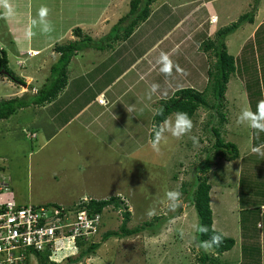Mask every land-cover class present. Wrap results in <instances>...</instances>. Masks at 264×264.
Masks as SVG:
<instances>
[{
	"label": "rangeland",
	"instance_id": "1",
	"mask_svg": "<svg viewBox=\"0 0 264 264\" xmlns=\"http://www.w3.org/2000/svg\"><path fill=\"white\" fill-rule=\"evenodd\" d=\"M30 1L33 7L31 11L34 16H37L34 8L35 0ZM129 1L45 0L41 5L46 6L44 3H47L48 14L49 9H52L54 15L52 14L50 19L53 25H56V33H60L59 30L63 33L70 25H74L75 19H78L77 16L85 20L86 18L89 20L90 17L92 20L100 19L101 16H98L103 8L108 23H116L119 17L128 11ZM161 1L159 0L157 5ZM202 1L205 0H169L173 7H171L172 12L168 15L170 17L166 24H171V26L170 28L164 26L163 30L159 26H154L153 32L162 31L159 36L166 38L174 21H181V23L177 26L175 33L170 34V39L160 43L159 48L146 59V63L147 65L154 63L160 49L167 53L174 64L183 69V72L177 73L174 70L172 76L166 77L160 72L159 66L148 73L144 81L130 77L131 79L127 81L130 85L129 89L123 83L116 85L114 91L121 92L123 102L128 105L127 114L129 116H124L120 119V124H115L120 129L115 127L112 135L106 132L105 135L103 132L100 133L104 137L105 155L101 151L104 149L102 145H93L91 153H88L87 143L93 140H87V135H82L80 141L76 139L71 141L70 130L56 132L57 127L68 119L69 115L77 111L82 103L73 101L68 104L67 110L66 106L64 107L66 111L64 109L60 111L58 107L49 105L43 108L30 105L19 109L9 118L0 120V156L4 160L3 177L17 203L45 207L47 203L54 202L60 206L57 208L64 211L67 206L78 200L120 196L131 213L127 222L128 228L141 225L159 216L154 234L151 232L153 230L146 228L134 235L113 236L102 241V234L107 230L118 229L122 221L119 209L112 206L105 208L98 223L97 233L88 242V244L100 242V246L95 253L72 264H201L198 256L201 251L205 250L199 247L195 238L198 219L191 204V186L195 176L201 174L199 167L207 151L212 150L210 152L213 153L212 145L215 142V135L211 127H218V115H212L209 109L199 108L192 119L191 132L182 138H175L165 133L166 138L161 141L159 152L151 148V140L154 137L153 114L162 98H169L179 88L192 87L202 91L207 84L208 59L198 46L202 38V35L199 36L200 33L203 32L205 36L207 31H211L212 10L207 2ZM218 1H226L229 4L225 2L218 7ZM89 5H92V10L88 8L91 12H86V7ZM212 6L220 16V19L215 16L217 20L215 29L235 21L240 14L254 8H256L254 24L264 20V0H217L212 3ZM152 22L154 23V20ZM74 27L76 26L74 25L69 31L72 32ZM252 27V23H243V26L227 38V50L235 57L238 72L236 79L231 77L227 84L225 93L228 100L225 110L227 121L219 128L220 137L225 142L230 141L238 147L241 160L225 161L224 158H216L212 164L215 155L209 152L212 165L210 164L211 169L207 171V176L211 186L212 225L215 227L213 229L217 228V231L226 237H228L225 235L226 232L220 229L229 231V227L225 229V223H230L232 216L237 224L238 219L243 220L249 213H252L248 219L257 218L258 223L262 222V229H264V217L262 214L259 216L260 204L254 203L253 198L249 196L253 193L251 188L261 189L259 199L264 196L261 186L263 181L258 177V174H263L264 155L251 151L252 134L256 131L246 124L236 122L241 108L250 107L252 111H255L257 102L264 99V53L261 54L264 41L259 40L260 48L252 50L251 41L253 40L250 37ZM199 28L198 40L193 39L194 32ZM93 29L99 31L101 27L94 26ZM182 31H187L190 35L181 39ZM89 35L92 36L90 33ZM61 40L63 44L69 41L66 34ZM114 43L115 41L110 42L111 45ZM39 46H41V41L32 44V47ZM135 46V51L138 50L139 54L140 49L148 46V42H143L139 48L136 41ZM24 51L27 53L26 50ZM50 54L51 51L46 50L40 55L22 57L24 61L21 64L25 68L17 64L16 56L8 57L9 67L17 75L23 77L26 85L16 86L14 82L0 74V99L20 95L24 91L31 93L27 84H30V87H40L44 83V76L49 73V66L42 65V61L43 58L48 61ZM92 54L91 52L84 53L82 59L79 60V65L73 62L70 69L68 68V76L77 75L80 71L84 73L90 71L86 66L90 64L88 60L94 57ZM71 66H73L72 69ZM153 84L159 85V89L150 95V88ZM87 93L89 91L85 94ZM94 93L96 92H92L93 96ZM99 98L98 102L100 100L105 103L103 96ZM126 105L122 107L125 109ZM129 105H136L134 107L136 109H130ZM50 107L55 111L50 112ZM105 118L109 121V117L105 115ZM128 130L136 134L137 138L130 140L127 135L123 134V131L127 133ZM32 131L36 133L32 135ZM260 133L262 135L263 132ZM190 136L197 138L195 144L189 138ZM114 148L122 154L116 153L115 155ZM261 152H264V147ZM241 164H243L242 180L239 179ZM250 173H253L257 180L254 183L247 181L246 174ZM81 178L87 182L84 184ZM169 190H179L182 193V205L175 211H170L167 207L165 193ZM150 207L156 210V214L151 218L145 215ZM64 212H69L66 215L69 220L73 212L69 209ZM164 217L168 219L165 220ZM248 222L252 225L256 235L259 230L254 228L253 220ZM88 244L83 247L85 248ZM64 245L69 247L59 254L46 249L40 252L39 256L45 254L48 260L64 264L67 256H77L81 249L77 241L75 247L71 243ZM232 248L224 252L226 257L220 256L223 264H236L237 250ZM206 252L210 253L212 250ZM247 257L248 255L244 258L240 257V261ZM33 263L40 264L37 260Z\"/></svg>",
	"mask_w": 264,
	"mask_h": 264
},
{
	"label": "crops",
	"instance_id": "2",
	"mask_svg": "<svg viewBox=\"0 0 264 264\" xmlns=\"http://www.w3.org/2000/svg\"><path fill=\"white\" fill-rule=\"evenodd\" d=\"M43 1L45 0H35L36 5L34 6V8L37 16H34L31 11L33 10V7L30 0H12V4L15 8V15L12 18H7L6 16H4L3 9H0V47L5 49L8 57L16 56L17 64L21 67H23V64H21V62L24 61L22 57L28 55H40L44 53L46 50H50L51 51L50 59L46 61L43 58L42 61V65L47 64L50 68V65L54 61H56L58 57V54L52 49V47L55 44H63L62 42L63 40L61 39L65 34L67 35L69 41L75 39V37L72 35V32L69 31L74 25L80 27L82 31L87 32L88 34L89 33L92 34L93 38H99L105 35L108 32L110 26L114 24V22L112 24L108 23L106 14L103 13V10H105L103 8V10H101V13L98 16V17L101 16L100 19L97 18L96 20H92V17H90L89 20H87V18L85 20L83 18H80V16H77L78 19H75L74 25H70L68 29L63 33L61 30H59L60 33H56V25H53V22L51 21L52 19H50V16H53L54 13L50 8L49 9L50 13L47 15L46 19L51 24L53 30L51 32L45 33L43 31L45 27V21H41V19L38 16V12L41 7L48 8L47 3H44L46 4V6L41 5ZM216 1L217 0H205L202 2H207L210 5L212 10V15L210 16H217V19L218 18L220 19V16L215 11L214 6H212V3ZM225 2L226 1L224 2L218 1L217 4L218 7L223 5ZM110 3L113 4L112 1H110ZM171 5L173 4L169 3V0H162L158 5L154 4L155 7L154 9L151 10V14L147 18V20L141 25H139L137 28H135V30L131 33V35L125 40L123 39L117 40L115 41L114 45L112 44L110 47H106L104 50L87 49L77 53L75 56L72 57L68 65L69 69H70V65L73 62L78 65L80 64L79 60L82 59L84 53L91 52L93 53L92 55H94L93 58L88 60L90 64L86 66V68H89L90 71H86L85 73L80 71L77 75H74L72 77L68 76L65 88L59 93L57 98L52 103L47 104L52 107L54 106L55 108L58 107L61 111L64 109L65 106H66L65 109L67 110L68 104L73 101H75L76 103H82L81 107L77 111H75L72 115H69L68 119L63 121L57 127L56 130L57 133L65 132V130L67 129L70 130L71 141H74V139L80 141L82 140L81 138L82 135L84 136L87 135L86 137L87 140H93L87 143V151L89 154L91 153V147L93 145L95 146L102 145L103 147L105 146L104 137L103 135H100V133L103 132V134L105 135L106 132V133H111L112 135V130L115 129V127H117L116 125L120 124L119 123L120 119L121 118L123 119L124 116H129V114H127L128 105H126L125 102H123L122 100L123 97L121 95V92L114 91L116 85H118L119 83H123L124 85H126L127 89H129L130 85L127 83L128 79H131L133 77L135 79H142V81H144L148 73H150L152 70H156V68H159L160 65L157 64L156 61L160 53L162 52L160 49H159L158 57L156 58L154 63L147 65L146 59L155 50L159 48V45L162 41L166 39H170L169 37L170 34L175 33V31L177 30V26H179L181 23V21L179 22L177 21L174 27L169 29L168 31L169 35L166 36V38H163L164 36L162 37L159 36L161 35L162 31L160 33L153 32L152 29L154 26H159V28L162 26L161 28H163V26L166 25L165 21L170 17L168 15L172 12L171 7L173 6ZM91 6L92 5L86 7V12L89 9L92 10ZM26 14H27V18H25ZM33 20H35V24L32 23ZM152 20H154V23L152 22ZM216 22L210 24L211 31L209 32L207 31L205 36L212 35L215 32V30L219 28L216 27L215 29ZM252 24L253 27L250 37H252L251 39L253 40L251 41V44L253 45L252 50L255 51L256 49L260 48L258 43L260 41L261 42L264 41V20L256 24H254L253 22ZM94 26H100L101 30L94 31L93 29ZM200 28L197 30V32L200 30ZM150 31L151 34H149ZM187 36L189 35H186L181 39H184ZM255 36H257V38H255ZM40 41H41V46L32 47L33 42H40ZM136 41L138 42L139 48L143 42L145 41L148 42V46L146 48L140 49L141 52L139 54L137 53L138 50L135 51ZM227 42L228 39L226 43ZM262 47L263 50L261 49L262 50L261 54L264 53V44ZM24 50H26L27 53H25ZM250 55L252 56L251 53ZM252 57L256 59L255 56ZM73 66H71V69L73 68ZM237 72L238 71L236 67L235 75L233 76V78L235 77V79ZM47 75L48 73L44 76V80L47 77ZM79 80H80V84H78ZM27 85H29L28 86L29 88L30 84ZM35 89L36 88L32 86L31 92H33ZM87 91H89V93L85 94ZM93 91L96 92L94 93V96L92 94ZM100 96L104 97L105 104H101L97 101ZM124 105H126L125 109L122 107ZM135 106L136 105H132V106L129 105V107H131L130 109H133ZM43 107L44 106H42L41 108ZM52 107H50V112L55 111L53 110L54 108L52 109ZM121 113H126L127 115L126 114L122 115ZM105 115L109 117V121H107L108 119L105 118ZM82 119L84 121H82ZM130 131L131 130H128L127 133L123 131V134L127 135L130 138V140H134L135 138H137L136 134H132ZM56 132L53 134V136L56 134ZM31 133L32 135H34L36 131L35 132L32 131ZM258 134L261 135V133H257V132L252 134V149L257 147L262 149L264 147V132L263 135L261 136ZM48 140L49 139H47V141ZM101 151L102 154L105 155V147ZM113 151L115 152V155L116 153L122 154L121 152H119L117 148H114ZM128 152L130 153V151ZM237 160L238 161L241 160L240 154ZM239 170L241 171L239 179L242 180L243 170L242 168ZM246 177L249 183L251 182L254 183L255 181H257L254 178L253 173L246 174ZM258 177H260L262 179L261 181H263L261 186L263 187V194H264V170H263V174H258ZM81 179H83L82 181L84 184L85 182H87L84 178ZM251 191L253 193L250 194L249 196L250 198L251 197L253 198L252 201L254 203L258 202L260 204L259 216L260 214H262V216L264 217V196L262 199H259L261 189L253 190L251 188ZM251 215L252 213H249V215L245 217L243 220L242 218L238 219L237 224L235 223L234 218L232 216L229 220L230 223H225V229L229 227V231H226L227 229L226 230L220 229L222 232L223 231L226 232L225 235L233 238L235 241L232 249L237 250L236 264H264V229H262L263 225L262 222L258 223L257 218L248 219ZM250 220H253L254 228L259 230L256 235L252 228V225L248 222ZM216 230L218 229L216 228ZM240 252H241V256H240ZM246 255H248L247 259L245 260L241 259L240 261V257L244 258ZM224 257H226V255H224Z\"/></svg>",
	"mask_w": 264,
	"mask_h": 264
},
{
	"label": "trees",
	"instance_id": "3",
	"mask_svg": "<svg viewBox=\"0 0 264 264\" xmlns=\"http://www.w3.org/2000/svg\"><path fill=\"white\" fill-rule=\"evenodd\" d=\"M155 2H158V0H130L128 11L123 16L119 17L117 22L111 26V29L105 35L99 38H93L87 32L82 31L78 26L74 27L72 29V35L75 39H72L65 44H55L53 46V50L58 54V57L56 61L50 65L49 73L40 87H36L34 92L31 93L24 91L20 95H13L9 98L0 99V120L9 118L19 109L30 105L45 106L52 103L66 86L68 79V65L73 56L87 49L104 50L106 47L111 46V41L125 40L131 35L135 28L147 20L151 14V10L155 7L154 4L157 5ZM255 11L256 8L240 14L235 21L220 26L210 36H203L204 33H200L199 36L202 35V38L199 40L200 43L198 47L199 50L207 55L208 59L207 84L205 88L202 91H198L192 87L175 90L169 98H162L160 105L157 107L152 118L154 129V127L162 123L165 117L178 111L186 112L191 120L197 114L199 108L209 109L212 111V115H218V127H211V131L215 135V142L212 145L214 150L213 153L210 152L212 150L207 151L204 161L199 167L201 174L195 176L194 182L192 183L191 204L196 211L198 225H207L209 228L207 234H201L198 231L197 226V234L195 238L198 243L202 240H208L213 234H221L223 241L219 246H214L210 253L201 251V254L198 256V260L201 264H223L220 256L223 255L225 251L230 250L235 242L233 238L226 237L221 232L213 229L212 210L210 206L211 186L208 182L207 171L211 169L209 168L211 164V159L209 158L210 153L215 155L212 164H214L216 158H224L225 161H233L239 157L238 147L230 141L225 142L220 137L219 133L220 126H223L227 121L225 113L228 101L225 96L227 84L231 77L235 75L236 71L235 57L228 52L226 41L229 35L237 31L243 23L254 22ZM168 20L169 18L166 19L165 24L168 23ZM176 23L177 20L174 21V25ZM121 25L123 27H121ZM174 25H172V27H174ZM166 26L170 28L171 24H166L165 27ZM162 29H164V26ZM180 34L185 37L188 35V32L182 31ZM198 38V32L196 30L193 34V39L198 40ZM2 69L6 71V75L2 74V76H6L9 80L14 82L16 86L25 83L23 77L17 75L9 67L7 52L4 48H0V70ZM29 89L31 90L32 87H29ZM161 109L163 114L158 115L157 110ZM151 135L153 136V134ZM242 165L243 164L240 165V168H242ZM47 206L60 207L54 202L47 203ZM109 206L120 210L122 221L118 229L105 231L101 237L102 241L113 236L125 237L134 235L146 228L153 230L151 231L152 234L155 233L157 220L160 219L159 216H155L153 218L154 221H145L143 224L134 226L133 228L127 227V222L130 219L131 213L128 206L125 204L124 199L120 196H110L102 199H82L67 206L64 211L67 209L72 212L86 210L89 215H101L104 209ZM163 219L166 220L168 217H164ZM90 240V238L77 240V245L81 248L78 255L67 257L64 264L77 263L84 257H88L90 254L95 253L100 246V242H91L88 244ZM86 244L88 245L84 248L83 245ZM46 256L47 255L45 254H43V256L40 254V264H58L57 262L48 260V256Z\"/></svg>",
	"mask_w": 264,
	"mask_h": 264
},
{
	"label": "built area",
	"instance_id": "4",
	"mask_svg": "<svg viewBox=\"0 0 264 264\" xmlns=\"http://www.w3.org/2000/svg\"><path fill=\"white\" fill-rule=\"evenodd\" d=\"M3 174L0 156V264H34L46 249L59 254L69 247L65 243L75 247L77 240L97 233L99 214L80 210L67 220L69 212L55 206L19 204Z\"/></svg>",
	"mask_w": 264,
	"mask_h": 264
},
{
	"label": "clouds",
	"instance_id": "5",
	"mask_svg": "<svg viewBox=\"0 0 264 264\" xmlns=\"http://www.w3.org/2000/svg\"><path fill=\"white\" fill-rule=\"evenodd\" d=\"M0 9H3V15L7 18H12L15 15V8L12 4V0H0ZM47 15L48 9L46 7H41L38 12V16L41 21H45V27L43 29L45 33L51 32L53 30L51 24L46 19ZM214 22H216V19L215 16H212L211 23ZM32 23L35 24V20H33ZM156 62L160 65V72L166 77L172 76L174 70L177 73L183 72V69H181L179 65L174 64L167 53L161 52ZM158 89L159 85H151L149 94L151 95L156 93ZM101 104L105 103L102 102ZM157 114L162 115V109L157 110ZM236 122L237 124H246L249 128L255 130L257 133L264 132V99H260L257 102L255 111H252L250 107L241 108ZM192 128L193 122L186 112L178 111L172 113L170 116L165 117L160 125L154 127V137L151 140V148L156 152L160 151L161 141L166 138L165 133H168L175 138H182L183 136L188 135ZM189 138L193 140L194 144L197 142V138L195 136H190ZM252 151L264 155V152H261V149L258 147L253 148ZM165 199L167 207L170 211H175L182 205V193L179 190L167 191L165 193ZM155 214L156 210L151 207L145 212V215L149 218ZM101 216L102 214L100 217ZM198 231L201 234H207L209 228L207 225H198ZM222 241L223 237L221 234H213L208 240L200 241L199 247L203 248L205 251H209L214 246H219Z\"/></svg>",
	"mask_w": 264,
	"mask_h": 264
},
{
	"label": "water",
	"instance_id": "6",
	"mask_svg": "<svg viewBox=\"0 0 264 264\" xmlns=\"http://www.w3.org/2000/svg\"><path fill=\"white\" fill-rule=\"evenodd\" d=\"M0 74H4V75H6V71L5 70H1L0 71ZM26 84L24 83L22 86H25Z\"/></svg>",
	"mask_w": 264,
	"mask_h": 264
}]
</instances>
